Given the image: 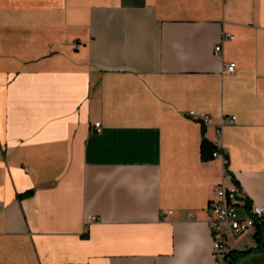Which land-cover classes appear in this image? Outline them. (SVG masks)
I'll list each match as a JSON object with an SVG mask.
<instances>
[{"label": "crops", "instance_id": "obj_1", "mask_svg": "<svg viewBox=\"0 0 264 264\" xmlns=\"http://www.w3.org/2000/svg\"><path fill=\"white\" fill-rule=\"evenodd\" d=\"M223 180L264 206V0H0V264H216Z\"/></svg>", "mask_w": 264, "mask_h": 264}, {"label": "built area", "instance_id": "obj_2", "mask_svg": "<svg viewBox=\"0 0 264 264\" xmlns=\"http://www.w3.org/2000/svg\"><path fill=\"white\" fill-rule=\"evenodd\" d=\"M233 37V34L226 32L222 41ZM222 50V43L215 46V54H220ZM236 67L237 63L234 61L225 63L227 72H234ZM189 115L199 117L204 124L211 123L213 119L211 114L196 109H190ZM227 119L232 121L235 116L233 115L230 118L222 116L220 126L217 128L219 135L222 133L223 126L228 123ZM95 128L97 131H101V122H96ZM212 155L221 158L224 167L228 168V150L223 145L222 140L217 141ZM231 177L232 175L225 171L224 178L229 179ZM242 191L244 190L239 186L228 185L223 180L215 189V198L211 199L206 207L207 223L212 233L213 254L216 264H225L236 251H249L257 246L255 232L259 225L264 226V206L251 205L247 201H241ZM91 218L96 219L97 217L91 216ZM248 237L252 238L250 243L246 240Z\"/></svg>", "mask_w": 264, "mask_h": 264}, {"label": "trees", "instance_id": "obj_3", "mask_svg": "<svg viewBox=\"0 0 264 264\" xmlns=\"http://www.w3.org/2000/svg\"><path fill=\"white\" fill-rule=\"evenodd\" d=\"M215 150V144H210L208 141H203L202 151L204 158L212 157L213 151ZM255 239L257 246L255 248L264 249V226L259 225L255 232ZM232 259V258H231Z\"/></svg>", "mask_w": 264, "mask_h": 264}]
</instances>
